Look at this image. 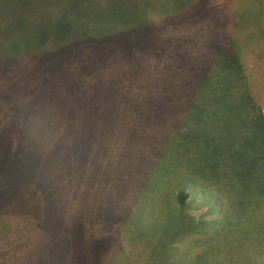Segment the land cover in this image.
Returning <instances> with one entry per match:
<instances>
[{
  "label": "rangeland",
  "instance_id": "1",
  "mask_svg": "<svg viewBox=\"0 0 264 264\" xmlns=\"http://www.w3.org/2000/svg\"><path fill=\"white\" fill-rule=\"evenodd\" d=\"M105 1L0 0V91L39 70L51 90L25 106L46 146L29 161L0 94V264H264V152L208 92L202 38L255 40L240 65L264 116V0Z\"/></svg>",
  "mask_w": 264,
  "mask_h": 264
},
{
  "label": "trees",
  "instance_id": "2",
  "mask_svg": "<svg viewBox=\"0 0 264 264\" xmlns=\"http://www.w3.org/2000/svg\"><path fill=\"white\" fill-rule=\"evenodd\" d=\"M105 2L109 3V0H106ZM179 14H184V13L180 12ZM179 14L168 18L162 17L160 19H157L162 24L161 29L166 31H172L171 29L167 28V24L170 23L176 24L179 21H183L182 19H180ZM164 21L165 23H162ZM202 38L208 47V51L206 53V57L203 60V63H205L206 65L209 64L217 65V67H219L220 69L219 72H215V74L212 73L210 75L211 77L210 80L208 78L209 77L208 71L204 73V77L208 78L207 79L208 92L212 94H216L217 92L221 91L224 94H228L229 96L236 97V102L241 110V114L244 115L243 118H241L242 125L247 127V130L241 137V140H243L242 142H246L251 137L249 144L250 145L254 144L255 150L259 149V154L261 155L264 152V116L262 115L261 105L259 103V100L262 99V97L257 95L258 91L256 89L254 90L251 88L253 79L250 78V75L248 73H245L242 70L243 68L240 65L241 51L247 48L248 43L253 41L254 39H252L248 43L247 42L243 43V40H239L236 34L231 33V40H230L231 50L227 49L225 46V51L223 54L222 53L223 51L219 53V44L217 43L216 46L214 45V40H216V38L212 35V33H210L209 31L203 33ZM233 47H238L240 52L237 50H233ZM219 56H221L220 59ZM221 70H222V74H221ZM190 73L194 75V72H190ZM216 74L222 77L219 81L221 85V89H217L218 86L216 84H213L214 82H216V76H215ZM233 75L235 77V80H234V84L232 85L231 77H233ZM47 76L49 75H47L46 72L39 70L36 73H34V79L36 81H34L32 85H24L13 82L11 84H7L6 87H3L2 91H0V94L5 96L6 101L7 102L11 101L13 104L11 117H13L18 121L24 120L25 127L23 129H26L23 130L20 127L17 130L18 133L11 134L12 137L14 136L13 137L14 140H16V138L18 137L16 142L19 141V143L16 145L15 148L10 149L12 151L13 158L23 157L29 161L30 157L31 158L34 157V155L37 154L38 150L40 149L44 150V148H46L45 145L42 146L40 135L36 132L35 133L33 132L32 128L34 127V123H33L34 115L30 116L31 118L25 117L24 110L26 103L30 104L31 106L34 104V102L31 101L32 99L39 101L38 96L51 95L50 93L51 90L49 89L48 83H46ZM256 86H258L259 88L263 87V94H264V80L263 82H257ZM19 89H22V92H19ZM138 92H140V90H138ZM256 95L259 98V100H257ZM39 103H41V109H42L44 105L42 104V102ZM59 118H61V122L58 121L59 123L56 125V130L55 132L52 133L56 134V138L54 139V141H56L57 139L58 140L67 139L63 143V146L65 147L59 151V155H61L65 159V158H69L70 154L72 155V157L74 156L75 147L73 145H69V146L64 145L65 143L72 141L70 138V133L65 131L63 128L62 121L66 120L67 116L61 115L59 116ZM17 127H19L18 124ZM7 135H10L8 131H7ZM26 137L28 138V141L22 143L21 140ZM225 145L228 147L231 146L230 144H228V142H226ZM67 149L71 151L69 152ZM27 156H29V158ZM238 166L243 171V173H246L249 170L240 166L239 164ZM261 180L262 178L254 179V183L255 184L260 183L261 185L262 184ZM181 194L182 196L179 197L181 200L184 201L185 195H183V192L179 193V195Z\"/></svg>",
  "mask_w": 264,
  "mask_h": 264
}]
</instances>
